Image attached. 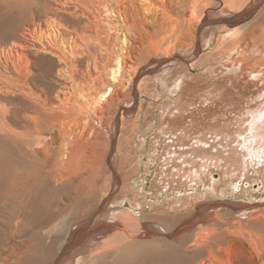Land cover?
I'll return each mask as SVG.
<instances>
[{"label": "bare ground", "instance_id": "obj_1", "mask_svg": "<svg viewBox=\"0 0 264 264\" xmlns=\"http://www.w3.org/2000/svg\"><path fill=\"white\" fill-rule=\"evenodd\" d=\"M263 2L0 0L11 11L20 13L24 21L19 29L8 25L0 32V147L6 155L0 154V264H92L106 251L124 244L149 238L173 240L181 217H176L172 225L156 221L165 228L162 232L154 228L150 224L153 221L145 215L137 219L126 209L108 207L110 193L105 199L106 193L111 191L109 184H118L120 180L115 166L121 152L118 150V154H114V123L131 111L130 102L136 104L133 92L141 67L133 56L140 50L142 40H153L152 47L146 43L154 53L165 51L163 46L168 43L169 53V47L176 41L183 42L184 39L179 40L182 36L192 38L190 43L195 53L199 50L200 34L197 31L200 28L205 30L204 46L213 49L215 44H221L225 53L228 52L227 45L231 44L236 52L244 55L259 37L262 27L256 22L264 13L260 11ZM232 12H257V15L247 23L230 25L235 20L223 15ZM212 15L219 17L211 21ZM120 26L130 34L129 37L123 35L118 52L114 43L118 40L115 32ZM145 37L147 40L142 39ZM167 56L159 57L160 63L154 65L155 79L165 69L158 66L169 61ZM238 59L247 65V59ZM260 71L264 79V69ZM55 78L92 84L83 96L84 102L79 103L85 104L89 113L84 122H76L74 128L73 118H68L69 96L61 97L62 93L66 94V83L56 91L61 103L56 104L59 109L47 107L37 93L42 82L48 81L54 87ZM192 81L181 78L177 86H182V91L187 93L194 88ZM219 91L217 88L211 92L234 103L241 97L234 90ZM247 108L251 118L264 115V112L258 115L257 107ZM99 110L110 115L96 124L91 116ZM109 118L114 122L112 126L108 125ZM259 127L250 125V137L260 141L264 151V129L261 131ZM52 128L53 134L47 136L45 131ZM60 135L62 143L57 146ZM107 142L110 156H105ZM251 155L264 157L260 150L254 149ZM228 159L235 165L234 158ZM106 165L110 166L109 174L105 172ZM129 195L124 191L115 202ZM193 205L187 197L177 209ZM220 205L222 208L217 207L213 214L212 220H218L215 227H206L204 221H198L196 227L192 226L193 229L179 239L176 244L180 247L178 264H264V206L251 212V206ZM244 208L248 211L239 215ZM245 216L248 218L243 221ZM86 219H90L89 224L85 223ZM234 233L247 236L251 246L249 254L238 256L232 252L230 235ZM74 244L76 247L70 249ZM169 254L168 258L172 255Z\"/></svg>", "mask_w": 264, "mask_h": 264}, {"label": "rangeland", "instance_id": "obj_2", "mask_svg": "<svg viewBox=\"0 0 264 264\" xmlns=\"http://www.w3.org/2000/svg\"><path fill=\"white\" fill-rule=\"evenodd\" d=\"M263 7L264 2L260 6L262 12ZM257 12L240 14L232 12L225 13L223 16L235 20L230 25L236 22L244 24L252 20ZM217 17L219 15H212L211 21H215ZM42 18L45 17L42 16ZM22 22L24 21L20 13L11 11L7 4L0 3V32L8 25L19 29ZM256 24L263 29L261 28L258 39L250 44L248 52L244 55L236 52L231 44L227 45L228 52L225 53L222 51L221 44H215L213 49L210 46H204L205 30L201 28L197 31V34H200L199 50L195 53L190 43L191 37L179 38V40L184 39L183 42L176 41L171 46L172 48L169 47L170 54L167 50L168 46L166 47L168 43H165V47L163 46L165 51L162 48V52L159 50L158 53L156 50L154 53L150 50L153 40L148 38L149 41L147 37L142 38L147 41L141 39L140 50L136 52L137 54L140 52V55L135 53L133 56L136 64H140L141 67V75L133 92L136 104L133 105L130 102L131 111L126 112L124 117L120 116L117 122H111L112 118L114 120L112 115L111 120L108 119L110 120L109 126L114 123V154L116 156L118 150L121 152L117 155L119 158L117 157L115 166L120 180L118 184H109L112 192L106 193L105 199L110 195L108 207L118 206L119 210L126 209L137 219L145 215L154 222L150 224L162 232H165V228L156 221L172 225L176 217H181L180 220H182L180 228L174 231L173 240L149 238L145 241L124 244L122 247L106 251L92 264H178L180 247L176 244L179 239L184 238L196 227L195 223L198 221H204L206 227H215L218 220L212 219L215 211L222 208L219 203L236 204L239 208L251 206L253 207L249 209L251 212L258 211L264 206V168H262L264 157H252L251 155L253 149L254 151L260 150L262 155L264 151L260 146V141L257 142L254 137H250L251 124L260 125L261 131L264 129V115H261L264 112V79L260 75L262 74L260 70L264 69V13ZM126 30L124 26H120L115 32L118 40L114 43V49L118 52L121 50L123 35L129 37L130 31L128 34ZM146 42L152 46L148 47ZM178 42L180 44H177ZM166 53L167 57H170L169 65L168 62L159 65V69L161 67L165 69L155 79V76L153 77L156 74L153 71L154 65L159 64V57H165ZM141 54H144V57L145 54L149 56L144 59ZM237 57L247 59V65L239 61ZM147 60L149 63H146ZM174 60H177L176 63ZM181 78L185 81L194 80L192 82L195 85L199 84L202 87L194 85V88L184 93L182 86H177V81ZM71 82L55 78L54 87L48 81L42 82L39 84L37 93L41 102L46 103L47 107H57L61 103L57 99L56 91L62 89L63 84L66 83L68 86L66 94L62 93L61 97L63 99L65 95L69 96L67 107L70 108L68 109L70 117L68 118L70 120L73 118L71 120L73 125H71L74 128L76 122H81V120L84 122V118L89 113L88 107L79 103L84 100L83 96L92 84ZM216 87L220 90L219 92L221 89L226 92L234 90L241 97H237L234 103L219 95L215 96L211 91H215ZM129 92L131 93L130 89ZM247 106L259 108L258 115L261 117L251 118L252 115ZM93 115L91 116L93 122L98 124L104 116L108 118L110 114L107 115L103 110H99ZM45 134L52 135L53 128L45 131ZM61 138L60 135L57 139V146L62 143ZM106 149L105 156H110L108 142ZM0 150H2L0 151L1 156L5 155L2 147ZM229 157L234 158L235 165L229 161ZM253 158L258 160L255 161ZM106 170L105 172L109 174V165H106ZM124 191L130 195L121 197L115 202L118 195ZM187 197L191 198L193 207L177 209ZM99 200L100 198L97 202ZM247 211L244 208L238 214L244 215ZM247 218H243V221ZM85 223L89 224L90 219H86ZM186 226H190V229L183 231ZM246 237L239 233L230 235L229 247L233 253L238 256L249 254L251 246ZM75 247L76 244L70 249ZM169 253L172 255L168 258ZM38 254L42 255L41 252Z\"/></svg>", "mask_w": 264, "mask_h": 264}]
</instances>
